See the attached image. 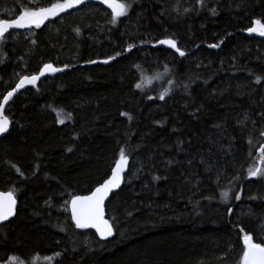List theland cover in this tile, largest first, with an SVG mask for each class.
<instances>
[{
	"label": "trees",
	"instance_id": "1",
	"mask_svg": "<svg viewBox=\"0 0 264 264\" xmlns=\"http://www.w3.org/2000/svg\"><path fill=\"white\" fill-rule=\"evenodd\" d=\"M62 2L0 0V19ZM111 18L87 4L0 41V106L24 75L67 67L5 109L0 191L18 206L0 225V264H240L241 228L264 243V180L248 178L264 169V39L246 33L264 23V0H137ZM162 39L188 54L153 47ZM121 149L129 170L107 205L115 236L101 241L76 228L69 202L110 175Z\"/></svg>",
	"mask_w": 264,
	"mask_h": 264
},
{
	"label": "snow or ice",
	"instance_id": "2",
	"mask_svg": "<svg viewBox=\"0 0 264 264\" xmlns=\"http://www.w3.org/2000/svg\"><path fill=\"white\" fill-rule=\"evenodd\" d=\"M100 3L107 4L108 7L112 8V18L109 20V23L115 25L118 22L119 17L128 16L129 9L133 3H136L137 0H129V3H113L112 0H99ZM203 4V0H200ZM87 3V0H63L62 3H53L50 7H40L38 10H25L22 14L18 15L17 18L8 20L0 19V41L5 39V34L9 32L10 29H24L30 28L33 25L36 28L41 27V25L48 20L49 18H55L61 13L68 11L69 9L77 8L80 5ZM213 15H218L215 9L212 10ZM79 32V29H76ZM249 34L255 33L261 37H264V23L261 20L257 19L253 22V26H250L247 29ZM36 43V41H32ZM224 41L221 40L220 44H223ZM159 44L167 45L168 48L174 49L180 57H184L186 53L177 47L176 41L172 39L160 40ZM220 44H210L208 47L218 48ZM136 47L135 44H130L124 51L131 53ZM121 52H117L114 56H111L109 59L103 61L107 64L110 61L116 60L117 57L121 56ZM96 61H91L95 63ZM51 70L52 72L62 71V69L54 68L51 64H45L42 71L39 72V75L23 76L19 83L15 85L14 91H18L22 88L25 83L35 84L39 80L40 76H43L45 71ZM261 77H256V83H260ZM137 89L141 88L140 84H136ZM14 91H9L7 96L3 99L5 102L14 95ZM169 93L166 91L159 95L160 100H164L165 96ZM149 99H153L151 96ZM2 109H0V136H3L5 133L9 132L10 121L3 116ZM70 115V114H69ZM122 115H128L127 113H122ZM264 116V113H261ZM129 119L131 117L129 116ZM61 124L64 123L63 119L59 121ZM22 127V126H21ZM261 135L264 136V132H261ZM72 151V149H68ZM260 152L264 154V147L260 148ZM127 157L123 149L119 152V159L115 162V168L111 173V177L104 181L100 186L96 187L90 195L85 196H76L71 201V219L75 221V226L78 229H87L95 228L99 232L101 238L108 239L114 234L113 226L107 220L104 219V203L108 199L109 194L114 188H119L123 180V172L126 170L127 166ZM264 163V160L261 161ZM18 170V169H17ZM257 177L261 180H264V169L260 167H254L248 169V178ZM159 179V177H155ZM231 189L221 193V196L224 198L225 203L229 202ZM256 199L255 197H251ZM235 200L239 201L241 196L239 194L235 195ZM15 198L11 193L4 196L0 194V222L8 220L11 216L15 215ZM229 215L232 214V208L227 209ZM131 215V213H129ZM264 227V225H262ZM240 232L243 233V252L241 256L240 264H264V243H256L253 241V235L244 233V229L241 228ZM257 235L264 240V236H260V233ZM57 255H60L59 253Z\"/></svg>",
	"mask_w": 264,
	"mask_h": 264
},
{
	"label": "water",
	"instance_id": "3",
	"mask_svg": "<svg viewBox=\"0 0 264 264\" xmlns=\"http://www.w3.org/2000/svg\"><path fill=\"white\" fill-rule=\"evenodd\" d=\"M87 4H102V3H100L99 0H87V3H85V4H83V5H80V6L77 7V8L69 9L68 11L61 13L59 16L64 15V14H66V13H69L70 11H73V10H75V9L82 8V7H84V6L87 5ZM56 17H57V16H56ZM52 19H53V18H49V19L46 20L43 24L49 22V21L52 20ZM8 20H12V19H8ZM43 24H42V25H43ZM32 27H35V26L33 25ZM32 27H30V28H32ZM25 29H29V28H24V29H10L9 32L5 34V36L8 35L9 33L13 32V31H19V30H25ZM246 33H247L249 36H251V37H258V38H260V39H264V37H261V36L255 34V33L249 34L248 31H247ZM162 40H166V39H162ZM157 46L168 48L167 45H161V44H159V42L153 45V47H157ZM177 47H178V45H177ZM169 49H171V48H169ZM171 50H173V51L175 52L174 49H171ZM182 51H183V50H182ZM184 52H185V51H184ZM175 53H176V52H175ZM185 53H186V55L188 54L187 52H185ZM176 54H178V53H176ZM178 55H179V54H178ZM186 55H185V56H186ZM104 60H106V59L95 60V61H96L95 63H91V62H90V63H86L85 65L105 64V63H103ZM110 62H111V61H110ZM110 62H109V63H110ZM109 63H107V64H109ZM51 65H52L54 68L62 69V71H57V72H52L51 70L45 71L44 75H43V76H40L39 80H37L35 84H29V83L26 82L25 85H24L22 88H20L18 91H14V89H15V86H14V88H12L11 90H9V91H14V95H13L11 98H9V99L7 100V102H5V100L3 99L2 103H1V106H0V109L3 110V111H2L3 116H5V117L10 121L9 129H10V127H11V120H10V118L5 114V109H6L7 106L10 104V102L12 101V99L17 95V93L20 92V91H22V90H25L26 88H28V87H30V86H34V85L38 84L39 82H41V81H42L44 78H46V77H50V76H55V75L61 74V73H63V72L67 69V67H57V66H55V65H53V64H51ZM43 68H44V67H42L40 71H42ZM40 71H39V72H40ZM39 72H37V73H35V74H32V75H25V76H29V77H31V76H33V75H39ZM18 83H19V81H18L16 84H18ZM9 91H8V92H9ZM8 92H7V93H8ZM7 93H6L5 96H7ZM5 96H4V97H5ZM6 134H7V133H5L3 136H0V138L4 137ZM127 161H128V158H127ZM114 168H115V165H114V167L112 168L111 173H112V171H113ZM128 170H129V164H128V162H127L126 170H125V171L123 172V174H122V176H123V180H122V182H121L119 188H114V189L112 190V192L109 194L108 199H107V200L105 201V203H104V219L107 220L110 224H112V222H111V220L109 219L108 214H107V205H108L110 199L112 198V196H113L117 191H119V189L122 188V186H123V184H124V181H125V176H126V174L128 173ZM111 173H110V175H109L104 181H106L107 179H109V178L111 177ZM104 181H103V182H104ZM103 182H101L98 186H100ZM98 186H96V187H98ZM96 187H95V188H96ZM95 188H94V189H95ZM94 189H93V190H94ZM93 190H92V191H93ZM92 191H91V192H92ZM91 192H89V193H87V194L75 195V196H73V197L71 198V200H72L74 197H76V196L90 195ZM9 193H11V192H8V191H0V194H3L4 196H6V195L9 194ZM11 194L13 195V197L15 198V201H16V205H15V214H16V210H17V206H18V200H17L16 196H15L13 193H11ZM71 200H70V201H71ZM69 213H70V216H72V213H71V204H70V202H69ZM14 216H15V215H14ZM14 216H11V217H10L8 220H6V221L0 222V225L9 222L10 220H12V219L14 218ZM72 222L75 224V221H74V220H72ZM112 226H113V225H112ZM87 230L95 232L96 235L98 236V238H99L101 241H108V240L112 239V238L115 236V230H114V228H113V230H114V234H113L112 236H110L108 239H103V238H101L99 232H97V230H96L95 228H87Z\"/></svg>",
	"mask_w": 264,
	"mask_h": 264
},
{
	"label": "rangeland",
	"instance_id": "4",
	"mask_svg": "<svg viewBox=\"0 0 264 264\" xmlns=\"http://www.w3.org/2000/svg\"><path fill=\"white\" fill-rule=\"evenodd\" d=\"M113 3H123L125 4L123 1L121 0H112ZM107 6V4H105ZM110 8V7H109ZM112 10V8H110ZM55 258L54 257H41L38 259L40 264H47V263H51ZM6 264H26L24 261H21L18 258H11Z\"/></svg>",
	"mask_w": 264,
	"mask_h": 264
},
{
	"label": "flooded vegetation",
	"instance_id": "5",
	"mask_svg": "<svg viewBox=\"0 0 264 264\" xmlns=\"http://www.w3.org/2000/svg\"><path fill=\"white\" fill-rule=\"evenodd\" d=\"M62 16V15H61ZM57 17H59V16H57ZM56 18V17H55ZM54 19V18H53ZM8 192H10V191H8ZM12 193V192H11ZM14 194V193H13ZM15 195V194H14ZM16 196V195H15ZM17 198V197H16ZM18 200V199H17Z\"/></svg>",
	"mask_w": 264,
	"mask_h": 264
},
{
	"label": "bare ground",
	"instance_id": "6",
	"mask_svg": "<svg viewBox=\"0 0 264 264\" xmlns=\"http://www.w3.org/2000/svg\"><path fill=\"white\" fill-rule=\"evenodd\" d=\"M24 76H25V75H24ZM21 78H22V77H21ZM21 78H20V79H21ZM20 79H19V80H20Z\"/></svg>",
	"mask_w": 264,
	"mask_h": 264
}]
</instances>
